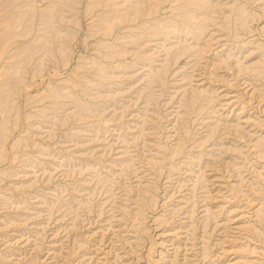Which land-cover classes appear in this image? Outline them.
<instances>
[{"label":"rangeland","instance_id":"374dc122","mask_svg":"<svg viewBox=\"0 0 264 264\" xmlns=\"http://www.w3.org/2000/svg\"><path fill=\"white\" fill-rule=\"evenodd\" d=\"M0 264H264V0H0Z\"/></svg>","mask_w":264,"mask_h":264},{"label":"bare ground","instance_id":"6f19581e","mask_svg":"<svg viewBox=\"0 0 264 264\" xmlns=\"http://www.w3.org/2000/svg\"><path fill=\"white\" fill-rule=\"evenodd\" d=\"M127 1V0H126ZM180 9V8H179ZM189 13V12H188Z\"/></svg>","mask_w":264,"mask_h":264}]
</instances>
